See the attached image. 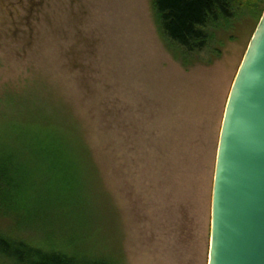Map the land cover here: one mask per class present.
Returning <instances> with one entry per match:
<instances>
[{
	"label": "rangeland",
	"instance_id": "374dc122",
	"mask_svg": "<svg viewBox=\"0 0 264 264\" xmlns=\"http://www.w3.org/2000/svg\"><path fill=\"white\" fill-rule=\"evenodd\" d=\"M234 8L212 52L183 53L154 0H0V156L30 176L19 206L48 217L7 213L0 234L106 264H209L223 118L264 3ZM53 135L83 147L66 168L37 149Z\"/></svg>",
	"mask_w": 264,
	"mask_h": 264
},
{
	"label": "water",
	"instance_id": "95a60500",
	"mask_svg": "<svg viewBox=\"0 0 264 264\" xmlns=\"http://www.w3.org/2000/svg\"><path fill=\"white\" fill-rule=\"evenodd\" d=\"M209 264H264V14L223 118Z\"/></svg>",
	"mask_w": 264,
	"mask_h": 264
},
{
	"label": "trees",
	"instance_id": "16d2710c",
	"mask_svg": "<svg viewBox=\"0 0 264 264\" xmlns=\"http://www.w3.org/2000/svg\"><path fill=\"white\" fill-rule=\"evenodd\" d=\"M242 0H154L155 8L161 20L164 36L167 40L179 48L183 53L202 52L208 48L212 52L213 37L210 29L220 22L232 19L235 5ZM256 3L264 0H255ZM260 13L258 23L263 16ZM41 140L37 149L41 155L51 154L52 166L66 168V164H60L66 153L78 152L82 145L67 141L58 135ZM58 136V137H57ZM72 137V136H70ZM73 138V137H72ZM75 141V140H74ZM75 141V142H76ZM77 145V144H76ZM71 149V150H70ZM71 151V152H70ZM2 153V152H0ZM45 153V154H44ZM78 154V153H77ZM0 156V217L10 214L16 218V225L26 228L28 224H38L40 219L45 222L46 215H28L26 208L19 206L14 196L18 185L29 181L30 176L23 168L14 165L11 154ZM68 165L70 166L71 163ZM62 169V168H61ZM20 189V188H19ZM22 213L20 215L19 213ZM46 218V219H44ZM0 264H106L99 260H89L84 255L66 254L56 251H45L30 245L28 242L17 239L14 236L0 234Z\"/></svg>",
	"mask_w": 264,
	"mask_h": 264
}]
</instances>
